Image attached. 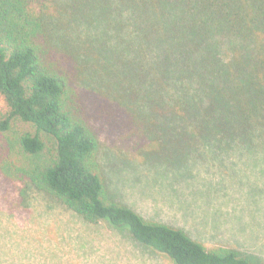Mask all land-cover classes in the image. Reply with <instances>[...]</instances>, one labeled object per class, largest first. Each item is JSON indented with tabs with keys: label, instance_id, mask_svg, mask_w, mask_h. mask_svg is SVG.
I'll return each instance as SVG.
<instances>
[{
	"label": "trees",
	"instance_id": "trees-1",
	"mask_svg": "<svg viewBox=\"0 0 264 264\" xmlns=\"http://www.w3.org/2000/svg\"><path fill=\"white\" fill-rule=\"evenodd\" d=\"M90 95L117 107L147 163L161 149L178 167L222 149L264 155V0H0V173L21 185V204L32 190L173 264H264L119 200ZM59 228L34 238L31 264H129Z\"/></svg>",
	"mask_w": 264,
	"mask_h": 264
},
{
	"label": "rangeland",
	"instance_id": "rangeland-1",
	"mask_svg": "<svg viewBox=\"0 0 264 264\" xmlns=\"http://www.w3.org/2000/svg\"><path fill=\"white\" fill-rule=\"evenodd\" d=\"M89 99V121L100 142L99 160L119 200L147 220L185 230L207 248L235 247L264 261L263 154L233 155L229 160L223 159L226 150L222 149L210 151L208 159L178 167L161 149L147 163L144 153L138 155L134 137H128L127 120L120 117L124 127L114 123L117 107L92 95ZM3 105L0 97V109ZM120 166L127 170L118 171ZM19 187L0 173V262L31 264L34 238L41 240L45 227L46 235L53 237L61 227V233L73 237L83 230L93 234L107 251L122 249L129 264H173L161 254L142 250L123 231L110 232L103 223L84 225L76 215L32 190L22 205Z\"/></svg>",
	"mask_w": 264,
	"mask_h": 264
}]
</instances>
